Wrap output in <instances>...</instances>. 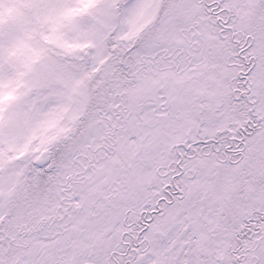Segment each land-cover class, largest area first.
I'll return each mask as SVG.
<instances>
[{
	"label": "snow or ice",
	"instance_id": "obj_1",
	"mask_svg": "<svg viewBox=\"0 0 264 264\" xmlns=\"http://www.w3.org/2000/svg\"><path fill=\"white\" fill-rule=\"evenodd\" d=\"M0 264H264V0H0Z\"/></svg>",
	"mask_w": 264,
	"mask_h": 264
}]
</instances>
